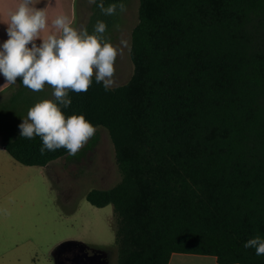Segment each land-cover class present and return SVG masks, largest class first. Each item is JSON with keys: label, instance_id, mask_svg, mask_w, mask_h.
I'll list each match as a JSON object with an SVG mask.
<instances>
[{"label": "trees", "instance_id": "1", "mask_svg": "<svg viewBox=\"0 0 264 264\" xmlns=\"http://www.w3.org/2000/svg\"><path fill=\"white\" fill-rule=\"evenodd\" d=\"M117 17L93 5L81 30ZM130 57L125 83L105 91L93 76L86 93L69 92L70 107L58 104L110 133L120 180L86 198L113 206L117 264H168L173 252L264 264L243 246L264 238V0H139ZM8 100L0 130L15 160L68 155L20 137L24 112Z\"/></svg>", "mask_w": 264, "mask_h": 264}, {"label": "rangeland", "instance_id": "2", "mask_svg": "<svg viewBox=\"0 0 264 264\" xmlns=\"http://www.w3.org/2000/svg\"><path fill=\"white\" fill-rule=\"evenodd\" d=\"M83 4V0H77V13ZM138 6L139 0H127V10L118 13L104 34L114 46L119 45L121 37L129 42L115 61V85L125 83L133 73L131 31L138 21ZM91 13L92 5L85 0L75 21L77 30ZM18 86L17 82L5 95ZM46 87L42 100L52 97V89ZM9 103L4 102L0 108ZM96 129L75 157L63 155L45 165L15 160L4 148L0 130V264H54L53 248L70 239L107 247L111 264H117L113 206H95L86 198L88 190L108 188L120 180L110 133L104 126Z\"/></svg>", "mask_w": 264, "mask_h": 264}, {"label": "clouds", "instance_id": "3", "mask_svg": "<svg viewBox=\"0 0 264 264\" xmlns=\"http://www.w3.org/2000/svg\"><path fill=\"white\" fill-rule=\"evenodd\" d=\"M31 4L32 0H22L10 15L8 39L0 45V76L11 85L21 78L22 85L32 92L43 91L46 84L52 89L55 102L45 99L30 107L18 125L20 137H40L41 155L63 148L75 157L97 129L82 114L66 118L58 104L70 107L69 92L86 93L93 76L105 91L112 89L116 84V58L129 47V42L121 37L119 45L114 46L104 37L106 22L97 20L89 34L87 28L72 27L66 15L57 16L51 25L55 32L42 37L41 32L48 27L47 14L45 8L37 9ZM87 4L95 5L109 17L127 10L123 0L107 7L104 0H87ZM37 40L41 41L39 45ZM243 246L254 249L257 257L264 256V238L260 236L247 240Z\"/></svg>", "mask_w": 264, "mask_h": 264}, {"label": "crops", "instance_id": "4", "mask_svg": "<svg viewBox=\"0 0 264 264\" xmlns=\"http://www.w3.org/2000/svg\"><path fill=\"white\" fill-rule=\"evenodd\" d=\"M21 2L22 0H0V45H2L8 39L7 27L8 24L10 23V15L11 13L15 12L18 9L19 4ZM83 2L85 4V0H83ZM76 3L77 0H32V4H31L32 7H36L37 9L45 8L47 14L48 27H46V29L41 32V36L43 37L49 33L55 32V29L52 28L51 25H52V21L59 15L68 16L69 19L72 21L71 26L75 28V21L78 16L79 10L83 9L84 7L83 4L82 8L78 9V13H77ZM92 11H93V5H92ZM40 42H41L40 40L36 41L38 45ZM5 82H6L5 79L2 76H0V103L8 100L9 98H14V99L16 98L17 100L20 101L17 105V108L24 112L23 118L26 117V113L28 109L32 107L34 103L36 104L37 102L41 101L40 99L42 95H44L47 90L46 85L44 87V90L41 92H32L26 89L25 87L21 88L19 85L14 91H11V93L8 96H6L5 94L13 85L5 84ZM33 95L36 97L35 102H31V97ZM44 98L45 97H43L42 99ZM75 241H78V243H85L87 245L99 249L109 250L107 247L96 246L90 244V242L89 243L86 242L83 239H75ZM53 262L54 264H56L55 258H53ZM168 264H238V263H219L216 260V257L210 254L173 252L169 258Z\"/></svg>", "mask_w": 264, "mask_h": 264}, {"label": "flooded vegetation", "instance_id": "5", "mask_svg": "<svg viewBox=\"0 0 264 264\" xmlns=\"http://www.w3.org/2000/svg\"><path fill=\"white\" fill-rule=\"evenodd\" d=\"M53 258L57 264H74V259L76 264L79 258L88 264H111V251L74 242L57 249Z\"/></svg>", "mask_w": 264, "mask_h": 264}, {"label": "water", "instance_id": "6", "mask_svg": "<svg viewBox=\"0 0 264 264\" xmlns=\"http://www.w3.org/2000/svg\"><path fill=\"white\" fill-rule=\"evenodd\" d=\"M74 242H77V243H78V241H75V240H66V241H62V242H60L58 245H56V246L53 248V250H52V256L55 255V251H56L57 249H59V248L65 246V245L67 246V245H69V244H71V243H74ZM76 262H77L78 264H88L87 262H85V260H81V258H79L78 260H76ZM73 263L75 264V259H74ZM77 263H76V264H77ZM56 264H57V263H56Z\"/></svg>", "mask_w": 264, "mask_h": 264}]
</instances>
